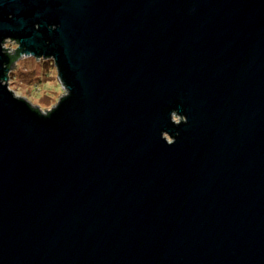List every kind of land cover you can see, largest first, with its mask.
Here are the masks:
<instances>
[{
	"label": "water",
	"instance_id": "1",
	"mask_svg": "<svg viewBox=\"0 0 264 264\" xmlns=\"http://www.w3.org/2000/svg\"><path fill=\"white\" fill-rule=\"evenodd\" d=\"M0 264H264V0H0Z\"/></svg>",
	"mask_w": 264,
	"mask_h": 264
},
{
	"label": "rangeland",
	"instance_id": "2",
	"mask_svg": "<svg viewBox=\"0 0 264 264\" xmlns=\"http://www.w3.org/2000/svg\"><path fill=\"white\" fill-rule=\"evenodd\" d=\"M14 67L15 70L9 73V88L17 97L28 100L43 112L52 110L66 95L52 59L22 58Z\"/></svg>",
	"mask_w": 264,
	"mask_h": 264
},
{
	"label": "clouds",
	"instance_id": "3",
	"mask_svg": "<svg viewBox=\"0 0 264 264\" xmlns=\"http://www.w3.org/2000/svg\"><path fill=\"white\" fill-rule=\"evenodd\" d=\"M56 25H51L50 28L52 30H55L56 29ZM36 28H39V25H36ZM3 47L5 49H10V50H15L18 45L16 43L15 40H13L11 37L9 38H6L4 44H3ZM28 55H31V54H28ZM8 88V87H7ZM8 90L12 93V91L8 88ZM67 96L69 95V91L67 89ZM14 96V95H13ZM43 117H48V115H41ZM170 121L172 124L176 125V126H179L181 125L182 123H187V117L183 114H180L179 110H172L170 112ZM178 135V133H177ZM161 138L166 142L167 145L171 146L173 145L176 140H175V137L170 135L167 131H164L162 134H161Z\"/></svg>",
	"mask_w": 264,
	"mask_h": 264
},
{
	"label": "trees",
	"instance_id": "4",
	"mask_svg": "<svg viewBox=\"0 0 264 264\" xmlns=\"http://www.w3.org/2000/svg\"><path fill=\"white\" fill-rule=\"evenodd\" d=\"M17 60H18V56H17V55L13 56V62H12V65H13V63L17 62Z\"/></svg>",
	"mask_w": 264,
	"mask_h": 264
},
{
	"label": "built area",
	"instance_id": "5",
	"mask_svg": "<svg viewBox=\"0 0 264 264\" xmlns=\"http://www.w3.org/2000/svg\"><path fill=\"white\" fill-rule=\"evenodd\" d=\"M7 50V49H6ZM9 51V50H8ZM10 52V51H9Z\"/></svg>",
	"mask_w": 264,
	"mask_h": 264
}]
</instances>
